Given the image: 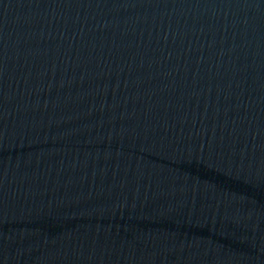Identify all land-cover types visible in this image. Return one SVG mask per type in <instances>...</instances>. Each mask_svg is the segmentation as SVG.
Segmentation results:
<instances>
[{
  "label": "water",
  "instance_id": "water-1",
  "mask_svg": "<svg viewBox=\"0 0 264 264\" xmlns=\"http://www.w3.org/2000/svg\"><path fill=\"white\" fill-rule=\"evenodd\" d=\"M0 264H264V0H0Z\"/></svg>",
  "mask_w": 264,
  "mask_h": 264
}]
</instances>
